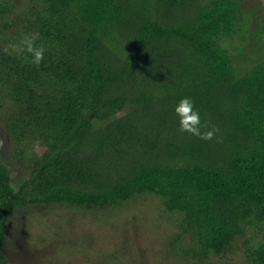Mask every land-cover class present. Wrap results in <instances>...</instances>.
<instances>
[{"label": "rangeland", "instance_id": "rangeland-1", "mask_svg": "<svg viewBox=\"0 0 264 264\" xmlns=\"http://www.w3.org/2000/svg\"><path fill=\"white\" fill-rule=\"evenodd\" d=\"M94 1L0 0V3L10 5L9 11L2 16V20L7 21L11 27L5 32L8 38L5 51L11 55H18L11 46L23 39V28L15 30L14 24L15 27L23 25L27 27L26 23L28 21L31 23L30 13L34 10L38 12L54 10L55 16L53 14V18H48V21L51 27L56 28L58 37L71 39L75 43L80 42L83 46L85 42L81 39L84 36L87 38L86 43L87 40L90 43L92 38L100 36L105 38V31L99 28H94L93 35L96 37H91V22L86 19L88 15L92 14V18L102 21L111 14L122 15L125 6L135 7L146 23L144 22L141 27L139 25L138 31L134 30L142 35L140 55H125L123 58L126 70L125 82L119 83L123 92L121 95L130 98L139 92L137 90L140 87L135 85L139 79L136 68L143 57L145 73L158 76L162 81L158 85L159 88L148 89L141 97L140 102L144 109L133 112L124 109L120 116H116L123 119L121 123L124 125L131 121L138 127L141 135L153 141L158 149L151 144L153 152L157 153L158 157L153 161H142L138 165L139 176L141 179L149 178L154 185H161L163 190L164 185H175L176 180L186 179L185 183L191 181L197 183V189L184 195H174V198L183 201V204L185 201L198 218H203L199 219V222L205 223L206 219L209 227L224 226L226 231L230 230V225L246 220L240 217L239 212L247 211L252 217L259 213L264 214V199L260 198L261 195L258 193V190L264 191V88L262 90L257 88L258 75L264 78V65H257V62L250 60V51L245 42L244 32H248L249 40L254 38L253 16L249 9L245 11L237 7L234 0H203L205 3L200 1L199 4L204 5L205 13L199 14L201 17H191L192 10L195 9L186 0H102L106 4L105 9L99 5L96 8L92 7ZM248 1L254 4L255 9L256 4H262L264 7V0ZM262 11L254 12L261 15ZM201 19L207 20L208 23L222 24L225 28L223 34H219L216 41L212 39L217 34L215 28L210 35L200 31L194 34L193 31ZM129 24L131 26V23ZM158 24L180 32L177 41L169 37L152 39L148 29L153 30ZM245 26L247 31L244 29ZM29 27L27 35L38 33L31 25ZM255 29H263V25H256ZM195 35L197 39L203 37L201 44L197 45L196 42L200 40H196ZM175 43L182 52L181 50L170 52ZM63 48L60 44V49ZM74 51L71 52V56L81 58L83 61L84 58ZM262 83L264 86V79ZM190 89L192 94L188 96L187 90ZM178 91L184 92L186 96H174L173 94ZM171 95L176 99L169 98ZM185 97L191 98L195 109L200 112L202 122L219 129V133L211 141L201 140L179 130L178 117L174 109ZM0 98L3 104V108L0 109V161L4 160L8 165L10 173L7 180L13 186L8 202L28 203L27 199H23L21 192H17L22 185L21 182L27 177L28 166L23 161L24 155L17 153L18 145L16 146L15 139L3 124V117L9 114L8 105L12 102L10 96L1 91ZM164 98L167 99L163 103L161 99ZM96 99H99L98 95ZM94 107L91 110L92 115L99 113L97 105ZM143 115L145 117L148 115L152 119ZM234 118L243 122V130H239L237 136L235 129L230 125ZM92 132L99 140L86 141L90 146L87 143L79 152L75 151L72 156L70 155L73 157L77 154L76 158L80 160L77 163L84 170L82 180H74L72 176L74 167L66 161L70 157L62 158L57 164L56 171L60 174L61 180L55 185V194L50 193L48 206L35 203L30 207V217L26 219L25 225L23 222L18 224L17 214L11 217L12 220L7 224L8 245L3 253L6 262L86 264L83 255H91L96 258L88 264H113L105 255L116 253L119 257H124L129 255L132 248L140 247L145 249V253L144 255L130 253L136 261L132 264H140L138 263L140 257L144 260L143 264H177L165 255L168 251L167 242L178 231L175 228L177 213H162V208L155 205L147 214L148 203L142 201L134 203L135 201L131 200L122 211V218L111 219L109 223H105L108 221H103L105 212L87 214L81 208L70 204L96 201L113 193L121 194V190L125 188L124 184L119 186L120 181L114 176L115 172L123 174L127 164H115L111 154L119 152L122 155L127 152L128 149L124 145L127 140L122 137L116 138L112 134L96 133L94 129ZM182 141L189 143L179 144ZM198 142H201L203 148L189 156L185 149L187 157H183V154L177 151L180 146L191 147ZM147 149L149 147L143 144V150ZM34 150L33 152L39 155L43 151L41 147ZM131 153L134 154L124 156H129L130 159L136 157L141 161V155ZM223 158L230 162L221 164L219 159ZM111 166L113 169H110ZM155 170H159L157 177H147ZM130 183L134 188V185L137 186L140 182L135 178ZM216 184L226 190V196L220 195L217 198L216 191L214 194L208 190L207 186ZM245 188L251 191L249 196L244 194ZM207 197L210 198V204L205 201ZM157 201L159 202L158 198ZM50 203L53 205H49ZM139 218H144L141 226L131 230V223L138 224ZM125 220L127 221L125 226H117L122 225ZM259 225L248 228L239 225L244 233L236 235L234 243L227 250H222L220 254L210 260L207 259L206 262L199 260L200 264H255L247 255L248 253L252 255L253 252L250 250L264 243V229L262 231ZM147 255L149 260L146 259ZM120 264L128 263L123 258ZM182 264L190 262L182 261Z\"/></svg>", "mask_w": 264, "mask_h": 264}, {"label": "trees", "instance_id": "trees-1", "mask_svg": "<svg viewBox=\"0 0 264 264\" xmlns=\"http://www.w3.org/2000/svg\"><path fill=\"white\" fill-rule=\"evenodd\" d=\"M58 1L56 0V2ZM186 1L195 9V11L192 10L191 17H201L199 14L205 13L204 5L199 4L200 1L202 3H205V1ZM239 1L234 0V2H237L236 6L245 11L249 9V13L253 16L254 33L252 36L254 38L249 40L248 32H244L247 49L250 51V60H254L257 65L262 66L264 65V11H262L264 7L262 4H256L257 9H255L254 4L248 0ZM97 5L104 9L106 7L102 0H95L92 7L96 8ZM9 6L4 2L0 3V91L6 96H10L12 102L10 105L6 104L10 106L11 111L9 110V114L3 117V124L9 134L15 139L16 146L18 145L17 153L24 155L23 161L28 166L27 177L24 179L25 181H22L23 183L21 182L22 185L17 190V192H21L23 199H27L28 203L16 202L11 204L8 202V196L11 195V188L13 187L7 180L10 170L4 160L0 161V264H8L3 253L8 245L7 224L12 220L11 217L17 214L16 220H18V224L23 222V225H25L26 219L30 217V207H33L35 203H43L48 206L49 195L50 193L55 194V185L61 180L60 174L56 171L58 168L57 164L62 158L70 157L66 161L74 167L72 174L74 180H82L84 170L77 163L80 160H77V154L73 157L71 156L75 151L79 152L88 142L99 140L97 135L96 138L93 136V129L96 133L112 134L116 138L122 137L127 140L124 144L128 149L127 152L122 153V155L119 152L111 154L115 164H127V169H125L123 174L119 175L115 172L114 176L117 181H120L119 186L124 184L125 188L119 189L122 192L121 194L113 193L111 196H104L96 201H82L79 204L70 203L75 205L73 207L77 206L76 208H81L87 214L88 212L95 214L105 212L103 221L108 220L105 223H109L111 219L122 218V211H124L127 203L131 200L135 201L134 203L141 201L148 203L146 204L148 206L147 214L150 213L155 205L162 208H160L162 213H177L178 218L176 219L175 228L178 231L167 242L168 251L165 254L177 264H182V261H188L190 264H200L201 261L206 262L207 259L214 258L222 250H227L234 243L235 236L242 234V232L244 233L239 225L248 228L249 226L260 224L259 227L263 231L264 224H262V221L264 222V214L259 213L252 217L247 211L239 212L240 217H244L246 220L241 223H235L233 226L230 225V230L226 229L224 231V226L218 227L219 225L209 227L206 219L205 223L199 222L200 218L194 214L185 201L183 204V201L174 198V195H184L193 189H197V183L194 184V181L185 183L186 179H182L184 181L176 180L175 185H164L165 189L163 190L161 185L156 184V186L149 178L144 177L141 179V176H139L138 165L142 161H153L158 157V154L153 152L152 148L153 146L157 149L156 144L143 137L138 127L132 124L131 121L124 125L121 123L123 119L116 117L120 116L124 109L132 110L131 112L144 109L140 102L142 100L141 97L148 89L159 88L158 85L161 81L158 76L145 73L142 65L145 60L143 57L142 62L136 68L139 79H137L135 85L140 87L137 90L139 92L130 98L121 95L123 92L119 83L125 82L124 71L126 70L123 58L125 55L134 56L140 53L139 46L142 35L135 31H138L139 25L141 27L144 22L146 23V20L140 16L138 9L131 5L125 6L122 15L111 14V16H107V19L102 21L98 18H92V14L88 15L86 19L91 22V37H96L93 35V31L94 28H99L105 31V38H107L100 36V38H92L90 43L87 40L86 43L87 38L84 36L81 39L85 42L83 46L80 42L75 43L71 39H60L58 37L56 28L51 27L48 21V18H53V14L55 16L54 10H43L42 12L34 10L30 13L31 23L27 20L26 26L29 27L31 25L38 32L39 39L36 44L38 47L42 46L45 49V59L37 67L31 63V57L25 60L21 55H11L5 51L6 48L4 47L8 44L5 32L10 26L7 21L4 22L2 20V16L9 11ZM256 10H261L262 14L254 12ZM208 15L206 16L208 17ZM206 21L201 19L193 33L198 34V31H200L210 35L215 28L217 34L212 39L216 41L219 34H223L225 28L218 22L208 23ZM129 23H131V26ZM259 24L263 25V29L256 30V25L260 26ZM27 27L24 25L15 27L14 24L13 29L20 30L23 28L24 38V34L26 33L27 35ZM244 29L247 31L246 26ZM148 31L152 39L169 37L175 42L180 35V32L159 24L155 29H148ZM195 39L200 40L196 42L199 45L203 37L197 39L195 35ZM60 44L64 47L63 49H60ZM174 45L170 52L175 53L181 50L176 43ZM72 51L83 57L84 60L72 57ZM159 51H162V49H159ZM75 58L78 59L75 60ZM255 69H257L256 66ZM258 76L257 88L262 90L264 88L262 83L264 78L261 75ZM191 94V89L187 90V95L190 96ZM97 95L99 99H96ZM173 95L176 97L186 96L181 91ZM173 95L169 98L176 99ZM165 99L167 98L161 99V102H166ZM94 105H97L96 108L99 109V113L92 115L91 110L95 108ZM134 105L136 106L133 107ZM2 108L3 104L0 98V109ZM145 118L152 119L148 115ZM242 123L237 118L232 119L230 122V125L235 129L236 136L239 130H243ZM88 136L91 137L87 139L86 137ZM182 143L189 142L182 141L179 144ZM143 144L149 149L143 150ZM88 146H90V143H88ZM186 146H180V149L177 150L183 154V157H187L203 148L201 142L191 147ZM39 147L43 149L40 155L33 152L35 148ZM185 149L187 156L185 155ZM131 152L141 155V161L137 160L136 157L135 159H130L129 156L134 154ZM126 154L129 156H124ZM219 160L221 164L230 162L226 158ZM110 169H113V167L111 166ZM75 171L77 176H75ZM158 175L159 170H155L149 173V176H146L155 178ZM135 178L140 183L137 186L134 185L133 188V184L130 182ZM142 182H145V184ZM144 185L147 186L145 187ZM207 187L209 188L208 190H211V193L216 191L217 198L220 195L226 196V190L221 188L219 184ZM258 193L261 195L260 198L264 199V191L258 190ZM244 194L249 196L251 191L245 188ZM205 201L208 204L211 203L209 197ZM177 202L179 203L177 204ZM49 205L53 204L50 203ZM143 219L139 218L138 224L132 222L131 230L139 228ZM126 222L125 220L122 225L119 224L117 226L123 227ZM144 224L148 225L150 223ZM28 244L30 245V242ZM144 250L140 247H135L130 250V253H138V255L143 253L144 255ZM250 252H253V254L250 255L248 253V258H252L255 264H264V243L256 249H251ZM130 253L124 257H119L116 253H114L115 255L112 253L105 256L113 264H120L123 258L128 264H132L136 261ZM83 256L86 264L91 263L96 258L91 255ZM146 259H150L148 255ZM138 263L143 264V258L140 257Z\"/></svg>", "mask_w": 264, "mask_h": 264}, {"label": "clouds", "instance_id": "clouds-1", "mask_svg": "<svg viewBox=\"0 0 264 264\" xmlns=\"http://www.w3.org/2000/svg\"><path fill=\"white\" fill-rule=\"evenodd\" d=\"M38 39V33L25 35L22 40L11 46L12 50L25 60L31 57V63L39 67L45 59V49L42 46H37ZM174 113L178 117L179 130L182 133L204 141H211L219 133L217 127H210L207 122H202L200 112L195 109L191 98H182L175 107Z\"/></svg>", "mask_w": 264, "mask_h": 264}]
</instances>
